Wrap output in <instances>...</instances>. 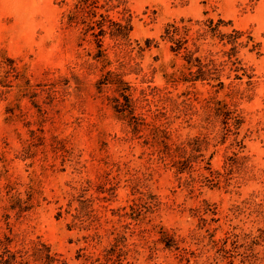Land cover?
<instances>
[{"label": "rangeland", "instance_id": "374dc122", "mask_svg": "<svg viewBox=\"0 0 264 264\" xmlns=\"http://www.w3.org/2000/svg\"><path fill=\"white\" fill-rule=\"evenodd\" d=\"M79 4L0 0V253L44 264L45 244L52 264H246L253 253L264 264V0ZM173 23L189 29L206 80L179 78ZM108 71L138 87L136 134L99 83ZM214 98L235 110L207 122L204 158L178 172L147 122L173 110V139L195 135Z\"/></svg>", "mask_w": 264, "mask_h": 264}, {"label": "trees", "instance_id": "16d2710c", "mask_svg": "<svg viewBox=\"0 0 264 264\" xmlns=\"http://www.w3.org/2000/svg\"><path fill=\"white\" fill-rule=\"evenodd\" d=\"M91 0H81V4H79L80 9H84L85 6H90ZM97 14V13H93ZM104 18L105 15H102ZM96 16L93 15L92 17V23H95ZM102 23V22H98ZM113 29L114 27H121L118 28L117 35L122 38H128L129 35V28L126 26V24L122 23H114L111 21ZM102 26V25H101ZM103 33H98V35H104V32L106 30L101 29ZM100 31V32H101ZM112 31V30H111ZM115 35V32L112 31ZM189 32V29L186 25H179L176 23L171 24L167 30H166V37L173 42L172 50L176 52V54L181 53L183 50L185 51V56L187 62L184 64L183 68L180 70L181 74V80L184 81H192V80H206L207 77V67L200 58L194 57V52L189 49L187 45L183 43V37L187 36ZM100 58L105 57L103 53H99ZM194 57V58H193ZM192 67H195V71H193ZM187 71H190L191 75H194L191 79H186L185 76L188 74ZM123 73L121 72H112L108 71L106 74L102 76L100 79V85L103 89V87L109 88L112 93L108 95V99L112 103V106L115 109V112L117 113L118 117L122 120L129 121V124L131 125L133 132L136 134L137 132L141 131V127L136 121L135 112L137 111V104L139 101L134 98V92L138 89V87H135V85L128 80L123 79ZM188 77V76H186ZM189 78V77H188ZM180 81V79H178ZM224 86V83H222ZM141 93H145L144 89H139ZM145 96V95H144ZM143 98V97H142ZM166 100L172 101V98H167ZM165 102H168L166 101ZM173 102V101H172ZM174 102H176L174 100ZM184 102V101H183ZM169 103V102H168ZM177 103V102H176ZM175 111L178 113L184 112V109L181 107L182 104L177 105ZM185 103V102H184ZM185 104H183L184 106ZM203 114L206 115V117L202 116V119L200 122H197V127H199L198 133L195 135H188L187 137H183L181 135H176V139H173V118L172 115L173 110L169 114V111L164 112L163 115H160V113L155 112L154 113V123H148V130L150 132V135L152 136V139L154 140V144L157 147V151H159L160 155L163 157H171L173 160H176L174 164L175 167L180 165L178 168V172L183 171V166L185 164L191 163V162H200L201 157L204 158L205 151L207 150L206 146V139H207V122H212L214 119L213 117H217L222 120V122L228 123L229 119L231 118V114L234 112V108L232 107L231 103H228L224 100H216L214 99H207L205 104L203 105ZM178 164V165H177ZM7 240L11 243L15 241V235L12 233V235L7 237ZM45 252H43L44 250ZM42 249V256L38 254L36 256V260H43L44 264H52L53 263V256L51 255V247L43 244ZM35 252H40L37 247H34ZM253 250V249H252ZM16 256L15 253L9 252V254H6L1 252L0 253V263L1 264H13ZM259 260V257L253 253L252 256L247 257L246 264H257V261Z\"/></svg>", "mask_w": 264, "mask_h": 264}]
</instances>
